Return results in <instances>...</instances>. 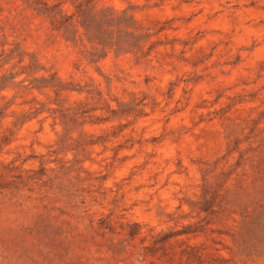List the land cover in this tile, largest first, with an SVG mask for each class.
Listing matches in <instances>:
<instances>
[{
  "label": "rangeland",
  "instance_id": "374dc122",
  "mask_svg": "<svg viewBox=\"0 0 264 264\" xmlns=\"http://www.w3.org/2000/svg\"><path fill=\"white\" fill-rule=\"evenodd\" d=\"M60 1L0 0V264H264V0Z\"/></svg>",
  "mask_w": 264,
  "mask_h": 264
},
{
  "label": "trees",
  "instance_id": "16d2710c",
  "mask_svg": "<svg viewBox=\"0 0 264 264\" xmlns=\"http://www.w3.org/2000/svg\"><path fill=\"white\" fill-rule=\"evenodd\" d=\"M67 1H71L76 8V11L70 15L62 9V5ZM40 12L49 19L52 29L61 33L67 41L82 42L83 38L86 37L89 40H97L98 44L103 47L106 46L107 42L109 43V35L113 33V31H110L113 23L117 28H120L121 23L126 22V13L115 16L113 13L103 12L98 15L97 12L93 11V7L90 6L89 2L84 3L83 0H61L54 6L45 3ZM104 25H107V27L104 28ZM78 26L84 28L83 33H79ZM144 36L148 35L145 34ZM262 162L264 167V158ZM207 203L209 204L206 205L205 209L209 211L211 201ZM199 231V229L188 225L177 232L160 234L155 238L153 246L155 248L160 247L164 252H167L166 244L174 237L195 234ZM132 233L135 234L136 231L132 230ZM152 253H157V250ZM171 258L172 264H224L223 259L218 254H207L204 248L187 243L184 246L182 245L178 252H173ZM162 264H166V262Z\"/></svg>",
  "mask_w": 264,
  "mask_h": 264
}]
</instances>
